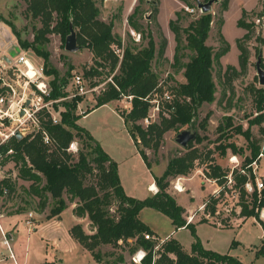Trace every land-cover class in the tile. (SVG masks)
<instances>
[{"label": "trees", "instance_id": "1", "mask_svg": "<svg viewBox=\"0 0 264 264\" xmlns=\"http://www.w3.org/2000/svg\"><path fill=\"white\" fill-rule=\"evenodd\" d=\"M180 1L193 7L189 0ZM261 1L264 8V0ZM24 2L27 4V17L32 22L40 24V27L33 25L32 42L22 41L14 24L6 22L2 16H0V22H6L11 27L23 49L32 50L44 60V73L55 77L50 83L51 91L49 95L44 96V100L57 101L68 97L67 87L74 68L70 66L66 75L59 78L56 70L51 69L50 52L46 47L50 43L49 36L54 34L59 35L66 43L72 26L77 34L80 48L89 49L94 57V66L84 71L90 87H98L101 81L97 79L102 75V70L109 69V73L113 75L106 88L97 96L96 105L88 108L85 115L124 97H132L130 111L124 114L118 113L128 128L129 124L131 125L129 128L131 137L149 169L151 164L145 150L156 153L164 135L169 131H179L186 126L196 129L200 109L204 104H212L216 101L217 86L213 71L217 66L222 72L221 58L230 51V44L222 34V22L219 33L223 46L215 51L213 47L207 45L213 23L212 14H203L186 28H181L178 24L181 20L179 13H177V20L170 21V28L175 34L177 43L173 67L176 71L184 70L185 81L165 88L153 69V63L157 58L164 57L166 38L162 39L158 48L152 33H147L144 37L148 40L147 45L139 49L130 46L125 48L120 62L114 48L121 46L122 39L114 33V23H107L101 18V11L96 0H24ZM245 17L244 11L237 23L238 27L247 31L243 38L236 41L240 52V71H246L248 68L251 53L247 43L255 31L252 25L245 22ZM132 27L142 32V28L136 23L132 24ZM185 50L192 53L186 63L182 62L185 58L182 52ZM237 71L236 67L228 66L224 76L229 78L232 74L238 75ZM166 91L170 92L171 100L165 98ZM252 91L257 115L249 120V124L262 126L264 124V88H254ZM159 97L163 98L164 106L160 105ZM81 101L82 96H76L70 101H60L64 111L59 114L58 124L53 123L52 116L46 110L39 112L38 132L21 135V137L14 135L0 145V154L5 156L1 165L13 162L18 169V178L31 182L28 195L39 199V211L45 210L48 200L51 199L52 206L48 219H52L60 216L70 204L75 203L74 214L79 218H87L94 232L88 234L81 224H76L69 230V234L76 243L91 253L99 264H102L101 248L105 246L116 249L128 246L131 254L142 250L146 252V255L141 264H244L229 254H219L205 249L197 235L196 224L188 223L186 210L168 191L173 181L179 177H188L196 169V163L201 160L203 154L194 143L200 144L204 138L198 136L190 142L186 152L174 156L169 161L165 172L155 177L158 187L155 195L145 200H137L126 195L119 177L118 164L103 150L94 137L78 124L82 118L77 113L78 104ZM155 101H159L158 118L147 126L140 124L148 117ZM209 119L210 114L206 116L201 127L205 128V123ZM218 132L220 133L217 139L219 142L223 138L231 139L233 134L241 135L248 141L251 154L248 157L245 156V166H249L257 159L259 148L258 144L253 142V135L249 130H244L242 125H235L232 117H225L218 126ZM45 135L50 138L51 144H45ZM76 139L83 145V150L78 151L77 158L68 151ZM228 148L234 154H239L233 143H221L216 149L223 155ZM10 150L13 152L9 154ZM240 152H242L241 149ZM212 154L211 151L206 154V158L210 159L211 163L205 175L218 185H223L226 182L227 173L221 165L214 163ZM249 172L251 173V168ZM250 180L254 187L251 194L245 188L249 181L248 177L236 176L235 188L239 189L241 199L240 216L245 220L256 219L264 231V221L260 218V213L264 209V189L258 192L252 174ZM15 192L16 184L12 178L0 180V202L3 198H12ZM218 202L219 198L210 196L204 204L206 214L215 216ZM143 209H154L162 213L172 221V225L177 230L189 229L194 238L191 252H186L175 239L163 241L161 244L154 240H147L145 235L154 236L155 234L139 218ZM203 223L209 222L203 218L199 224ZM215 225L230 227L228 223L221 222ZM258 255L264 256V236ZM110 256L115 257L116 254L113 253ZM123 261L124 256L120 254L111 264H119Z\"/></svg>", "mask_w": 264, "mask_h": 264}, {"label": "rangeland", "instance_id": "2", "mask_svg": "<svg viewBox=\"0 0 264 264\" xmlns=\"http://www.w3.org/2000/svg\"><path fill=\"white\" fill-rule=\"evenodd\" d=\"M96 1L101 11V18L107 23L113 22L114 33L122 39L121 46L114 48L115 50H120V62L123 59L125 48L129 46L134 49L145 47L148 40L144 37L147 36V33L151 32L158 48L162 39H167L164 57L162 59L157 58L153 63V69L159 75L161 84H163L165 88H169L185 81L183 76L184 70L176 71L173 67L177 43L175 41V34L172 32L170 26H167V23L171 16L173 18L172 20H177V13H179L181 20L178 24L181 28H186L192 21L204 14L197 7L198 1L207 3L209 0H189L193 7L186 5L180 0ZM228 2V0H219V2L213 4L210 12L213 17V23L207 45L213 47L215 51L223 46L219 31L221 30V24L229 10ZM172 4H174V9H172ZM185 7L194 8L195 13L191 14L187 12ZM236 11L235 9L232 10L228 18H226L225 26L226 36L230 40L228 43L232 46V50L223 61L221 58V64L223 66L222 72L217 66L214 67L213 71L214 81L217 86L216 101L212 104H204L200 109L196 121V129L186 126L182 127L179 131H169L164 135L161 146L156 153L152 150H145L148 161L151 164V171H146L144 167L139 166V164L133 160L131 154L133 153L132 150H134V147L129 145L127 136V132L129 128H131V125L129 124L128 128L123 120L114 113L113 108L115 107L120 114L129 112L132 97H124L121 100L114 101L110 107H101L90 113L85 119L78 122V124L80 123V126L87 131H93L96 138L95 140L100 146H105L111 153L117 150L116 158L119 160V163L115 161L118 164V170L119 165L121 167V178L127 190L132 191L139 197L138 200L147 199V186L151 182V179L155 180V177H158L156 175L164 170L174 156L182 155L186 152V148H182L177 143V137L181 132L189 130L197 133V137L204 138L202 143H194L196 147L201 150L203 155L201 160L197 161L196 169L192 173V175L198 173L204 183L200 184L199 182L198 184L199 180L195 178L191 181L190 190H188L185 183L186 180L180 181L181 188L184 189V193L179 197L181 204H190L192 207V212L190 211V214H187L186 219L188 221L193 217L192 223L196 221L199 222L203 218L208 220L209 223H203L197 226V235L206 248L220 254H229L239 259L244 264H264V256L258 255V251L262 247L264 233L261 225L258 224L256 219L253 220V218H250L238 228H224L215 225L221 222L233 226L239 225L243 221V217L240 216V192L239 189L235 188L236 176L246 175L249 181H251L252 174L255 181L258 178L260 181L264 182V156L260 157L261 153L264 155V124H262V126H251L249 124V120L257 115L254 102L255 97L252 90L254 88H264L259 84L256 67L258 56L261 53V67L264 70V8L261 7L259 10L246 12V17L244 18L245 22L252 25L255 30L251 40L247 43L251 54L246 71H240L239 67L236 38L239 36L241 30L234 22ZM0 16H2L6 22L14 24L17 32L20 33L22 41L32 42L34 39L33 25L36 24L40 27V24L32 22L31 19L27 17V4L24 0H0ZM160 19L163 21L164 25L167 26L166 29L160 25ZM6 22H0V95L4 98V104L0 107H2L8 115L5 117L3 125H0V145L12 131H16V134L20 133L22 136L33 132L34 123L32 121L25 122L19 110L21 106L25 107L27 102L33 98H36L38 102H40L38 99L40 93L37 87L38 82L34 83L27 77L20 75L18 67L14 65V60L13 65H8L5 64L3 58H14L23 51L27 53L26 56L36 68L44 66V60L42 58L38 57L32 50L26 51L21 47L18 38ZM135 23L142 28V32L133 29L132 24ZM246 33L247 31L245 30V35ZM49 38L50 43L46 48L50 52L51 69L56 70L59 78H62L66 75L70 66L74 68L71 72L72 77L69 81L70 84L67 87L68 96H73L76 92L73 86V77L76 75L83 76L86 84L91 88L89 81L84 76L85 69H89L95 64L91 51L87 48H80L77 52H68L65 50V42L62 41L59 35H50ZM182 54H185V58L182 62L186 63L189 61V56L192 53L185 50ZM228 66L236 67L238 75L233 76V74L230 73L232 74L231 77L226 78L224 76V71ZM19 69L24 70V67L19 66ZM101 72L102 75L97 79L101 81L97 87L98 89L82 96V101L78 104L77 113L81 117V111L85 113L88 108H92L96 105L97 96L106 88L107 83H109L113 77V75L109 73V69H104ZM54 78L53 75L44 74L41 82H44L46 87L50 89V83ZM4 82L10 83L15 88L16 94H13L8 87L4 86ZM165 93L171 95L168 91ZM70 100L71 99H67V101ZM159 101L160 105L162 104V106H164L162 103L163 98L159 97ZM159 101H155L153 107L149 111L148 118H150L152 122H155L158 118L157 107H159ZM48 102L50 101L42 100V103ZM51 103L52 105L49 106L50 111L55 116L59 117L60 112L64 111V108L59 102L51 101ZM208 114H210V119L205 123V128H203L201 124L203 125L204 119ZM226 116L232 117L235 125H242L244 130H249L253 135V142H256L259 148V155L254 161L256 165L251 167V164L245 166V156H250L251 151L248 141L243 136L233 134L231 139L223 138L220 142L217 140L220 134L218 132V126L223 122ZM140 124L146 125L144 121ZM74 143L76 144L77 151L74 150L71 151V153L77 158L78 151L83 150V145L78 139H76ZM221 143H233L236 145L239 154H234L233 151L228 148L225 154L221 155L216 149ZM240 149L242 152H240ZM210 151L213 153L211 158L214 159V163L221 165L227 173L226 182L223 185H218L214 180L207 178L205 175V173L208 172V165L211 163L210 159L206 158V154ZM233 157H236V160H233ZM4 158L5 156L0 154V180L12 178L14 174H18L13 162L1 165ZM249 168H251V173L249 172ZM243 169L245 173H243ZM175 181L171 183L168 189L170 193L175 190ZM24 185L26 186V184L21 183V186ZM221 192H223V195H221ZM248 193L251 194L252 192ZM210 196L219 198L215 216L206 214L204 208H193L194 202L196 204H200L201 202L205 204ZM33 208L34 206H23V209L20 211V213H23V220H25L28 213L31 212ZM2 217L3 215L0 213V220ZM33 218L36 220L37 216L34 215ZM260 218L264 221V209L260 213ZM141 219L153 223L158 226L161 231L172 232L174 238L183 246L185 251L190 253L194 238L189 229L174 231L170 219L154 209H145L141 214ZM26 220L25 221L28 222L29 219ZM74 220L75 217L72 211L68 209L63 213L62 220L41 225L37 227V231H33V228L29 229L25 223L20 222L18 226V237L23 245L28 246L29 262L31 264H39L53 260L50 255L51 246L57 245L54 243V239H56L59 246L65 251L70 252L62 257L64 259V264H97L98 262L94 260L91 253L88 251L83 254L76 250L73 251L71 239L68 237L67 233L73 225ZM81 225L86 233L92 234L94 232L88 219ZM7 239L9 240V238ZM3 240L4 236L0 234L1 248L3 247ZM46 241H48L50 247H47ZM154 241L161 244L155 237ZM3 249L7 250L8 248L3 247ZM101 252L102 264H111L116 256L120 254H123L124 261L119 264H137L132 260L133 255L137 252L131 254L128 246H121V249L105 246L101 248ZM113 253L116 254L115 257L110 256ZM7 254L9 253L7 252ZM0 255L3 254L0 253Z\"/></svg>", "mask_w": 264, "mask_h": 264}, {"label": "crops", "instance_id": "3", "mask_svg": "<svg viewBox=\"0 0 264 264\" xmlns=\"http://www.w3.org/2000/svg\"><path fill=\"white\" fill-rule=\"evenodd\" d=\"M111 1H113V0H111ZM228 1H229L228 2V6H229L228 9L229 10H228V12H227V14L225 16V19H224L223 25H222V34L225 37V39L227 40V42L230 41V40L226 36V32H225L226 31L225 26H226V20H227L226 18H228V16L232 12V10H234V9L237 10L236 11L237 13H236V15L234 17V22H235L236 26L238 27L237 23L241 19V17L243 16V12L244 11L245 12H252V11L259 10V9H261V7H263L261 0H228ZM162 9H161V12H162ZM172 9H174V4H172ZM172 19L173 18L171 16L169 18V20H168L167 26L168 25L170 26V21ZM159 22H160V25L164 29H166L167 26L164 25V23H163V21L161 19L159 20ZM238 28H240V27H238ZM240 30L241 31L239 33V36L236 38V41L238 39H241L245 35V30L243 28H240ZM231 50H232V46H230V51ZM229 52L225 56L222 57V61L226 58V56L229 54ZM239 54H240V52L238 50V55ZM112 103H109V104L104 105L102 107H110V105ZM113 109H114V113L121 120H123V122H124V119L118 113L116 107L113 108ZM81 113H82V111H81ZM89 114H87V115L83 114L82 115V118L79 120V122L82 119H85ZM79 125H80V123H79ZM88 132L94 137V139H96L93 131H88ZM127 133H128L127 134V136H128V143H129V145H131L132 147H134V150H132L133 153L131 154L133 160L135 162H137V164H139V166L144 167L146 169V171H149L150 169L147 167V165L145 164L143 158L139 154L138 148H137V146H136L133 138L131 137L130 132L128 131ZM102 148H103V150L114 161L116 160L119 163V160L116 158L117 150L112 151V153H111L110 151L107 150V148L105 146H102ZM166 167L164 168V170L162 172H160L159 174L157 173L158 175H156V176H158V177L161 176L165 172ZM16 170H17V173H18V169L17 168H16ZM119 177H120L121 184H122V186L124 188V191H125L126 195L138 200L139 197L137 195H135L132 191H128L127 190V187L124 185L123 179L121 178V167H120V165H119ZM195 178L199 180L198 181V184H199V182H200V184L204 183V181L201 179V177L199 176L198 173L197 174H194V175L191 174V175H189V177H179L176 180H178V181L180 180L181 181V180H184L185 179L186 180L185 183L187 185V189L190 190L191 181L194 180ZM12 180L16 184V192L14 193V196H12V198H7V199L6 198H3L1 200V202H0V213L3 215V217L0 220V234L2 236L6 237V238H9V240H10L9 241V244H10L11 250H8V249L7 250H4L3 247L4 248H7L4 244H3V247L2 248L0 247V253L3 254V255H0V264H31L29 262V250H28V246L23 245L22 241L18 237V231H19L18 226H19L20 222L25 223L26 226L29 229L30 228H33V231H37V227H39L41 225H44V224H46L48 222H52V221H60V220H62L63 213L66 210H68V209H70L72 211V213H73V215L75 217L74 223L71 226V228L74 225H76V224H82V223H84V221L87 218H79V217H77L74 214V211H73L74 208H75V206H76V204L75 203H72V204H70L69 208H67L60 216L54 217L52 219H48L49 212H50V209H51L52 200L51 199L48 200V206H47V208L45 210L39 211V208H38L39 199L37 197H35V196H29L28 195V191H29L31 182L24 181V180L18 178V174H14L12 176ZM21 183L26 184V186L25 185L24 186H21ZM153 187H155L156 190H153ZM147 192H148L147 193V198L155 195L158 192V187H157L154 179H151V182L148 184V186H147ZM182 193H184V192H177L176 190H174L170 194L177 200L178 204L181 205L186 210V217H187V214H190L189 212L191 211L192 207H191L190 204H188V205L187 204L186 205L181 204V201H180L179 197H180V195H182ZM23 206L24 207H26V206H34V208L31 210V212L28 213L27 217L25 218V220L26 219H29L32 222V225H31L32 227L31 226H28L27 225V222H26L27 220L25 221L22 218V214L23 213H20V211L23 209ZM193 208H195V209H202V208H204V203L201 202L200 204H196L194 202ZM144 210L145 209H143L140 212L139 218H140V220L143 223H145L154 232L155 235L153 237L157 238L160 242H163V241H166V240H169V239H175L172 232H170V231H168V232L161 231L159 229V227L156 226V225H154L153 223H149L148 221L142 220L141 219V214L143 213ZM30 214H33V217H34V215L37 216V219L34 220L33 217L30 218ZM191 218H192V220L189 219L188 220V223H192V221H193L194 218L193 217H191ZM247 220H245L243 218V221L239 225H233V226L231 225L230 227L231 228H233V227L234 228L235 227L236 228L241 227ZM253 220H255V219L253 218ZM170 223L172 225V221L171 220H170ZM193 224H196V229H197V226L199 225V222L196 221ZM172 227H173L174 231H179L180 230V229L177 230L173 225H172ZM230 227H228V228H230ZM183 229H186V228H181V230H183ZM263 233H264V231H263ZM67 235L71 239V245L73 247V251L76 250V251H78V252H80L82 254L87 252V250H85L83 247H81L78 243H76L71 238L69 232L67 233ZM193 242H192V244H193ZM3 243H4V240H3ZM46 243H47V247H50L49 244H48V241H46ZM54 243L57 244L56 246H58V247H56L55 245L51 246V254L50 255L52 256V259L53 260L46 261V262L39 263V264H46V263L64 264V259L62 257L64 255H66V254H69L70 252L65 251L61 246H59V243H58V241L56 239H54ZM203 246H204V244H203ZM204 248L207 249V250L213 251L211 249L206 248L205 246H204ZM6 251L9 254H7ZM139 251H142V250H139ZM214 252H216V251H214ZM11 255H13V258H12ZM56 259H57V262H56Z\"/></svg>", "mask_w": 264, "mask_h": 264}, {"label": "built area", "instance_id": "4", "mask_svg": "<svg viewBox=\"0 0 264 264\" xmlns=\"http://www.w3.org/2000/svg\"><path fill=\"white\" fill-rule=\"evenodd\" d=\"M185 10L191 14L195 13V9L194 8H189V7H185ZM115 50V49H114ZM119 52L120 50L117 49L115 50V53L118 54L119 56ZM27 53L21 51L16 57H11V58H3V61L5 62V64H8V65H13V60L15 61L14 62V65L16 67H18V71L20 72V75H23L25 77H27L30 81L32 82H38V89L40 90V93H39V97L38 99L40 100V102H38V100L36 98H33L31 99L30 101L27 102L26 106L25 107H22L20 108L19 112L21 113L22 117L25 119V122L27 121H32L34 123V126H33V132H38L39 131V120H38V113L43 111V110H47V112L52 116V120H53V123L54 124H58L60 119L59 117L55 116L49 109V106L52 105L51 101L48 102V103H42V100H44V96H47L49 95L51 89H48L46 87V84L44 82H41V79L44 77V66H40V67H35L33 65V63L30 61V59H28V57L26 56ZM19 66H23L24 67V70L22 69H19ZM4 86L8 87V89H10V91H12L13 94H16V90L15 88L10 84V83H6L4 82ZM73 86L75 88V93L73 96H68L67 98L65 99H61V100H57L56 102H60V101H63V100H67V99H72L76 96H84L86 94H88L89 92H93V91H96L98 88L97 87H94V88H89L88 85L86 84L85 80L83 79L82 76L80 75H76L73 77ZM10 91L8 90V92L10 93ZM165 98L167 100H171V96L166 94L165 95ZM4 104V98L0 95V106H2ZM157 112H159V107H157ZM82 115L85 114V113H81ZM7 113L4 111V109L2 107H0V125H3V121L5 119V117H7ZM152 121L150 120V118H146L144 120V124H146L145 126L149 125ZM24 124V123H22ZM16 135V131H12L9 135L6 136L5 140H3L2 143H4L6 140H8L10 137ZM44 142L45 144L49 145L51 144V140L50 138L45 135L44 136ZM77 151L76 149V144L73 142L68 151L71 152V151ZM13 151L10 150L8 153H12ZM263 153L260 154V157H263ZM233 160H236V157H233L232 158ZM253 165H256V162H253L251 166ZM243 173H245V170L243 169ZM231 181V180H230ZM175 186H174V189L177 191V192H184V189L183 191H181V188L179 187L180 185V180H176L175 181ZM256 186H257V190L258 192H260L261 190L264 189V182L260 181L258 178L256 179ZM245 188H246V191L247 192H253L254 190V187L251 183V181H248L245 185ZM33 217V214H30V218ZM192 220V218H190ZM27 225L31 226L32 225V222L30 220H28L27 222ZM4 245L7 246V248L9 250H11L10 248V244H9V240L4 237ZM145 238L147 240H154V237L153 236H149V235H145ZM156 249H158V247H156ZM146 255V252L144 251H138L136 254L133 255V262L134 263H142V260L144 259ZM12 258H13V255H11Z\"/></svg>", "mask_w": 264, "mask_h": 264}, {"label": "water", "instance_id": "5", "mask_svg": "<svg viewBox=\"0 0 264 264\" xmlns=\"http://www.w3.org/2000/svg\"><path fill=\"white\" fill-rule=\"evenodd\" d=\"M219 2V0H209L207 3H201L198 1L197 7L198 9L204 13H210L212 10L213 4ZM80 49V46L78 45L77 41V34L73 30L71 26V33L66 39L65 43V50L68 52H77ZM261 62H262V55L258 56V61L256 64L257 67V72H258V77H259V84L264 87V70L261 68ZM18 137H21V134H16ZM197 137V133L186 130L181 132L178 137H177V143L182 147V148H187L190 142H193Z\"/></svg>", "mask_w": 264, "mask_h": 264}, {"label": "bare ground", "instance_id": "6", "mask_svg": "<svg viewBox=\"0 0 264 264\" xmlns=\"http://www.w3.org/2000/svg\"><path fill=\"white\" fill-rule=\"evenodd\" d=\"M179 187L181 188L182 186L181 185H179ZM153 190H156V188L155 187H153ZM183 190V188H181V191Z\"/></svg>", "mask_w": 264, "mask_h": 264}]
</instances>
